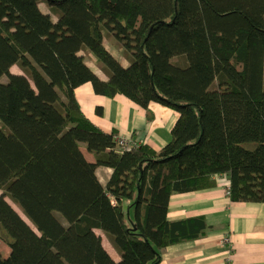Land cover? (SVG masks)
Returning a JSON list of instances; mask_svg holds the SVG:
<instances>
[{"label":"trees","instance_id":"obj_1","mask_svg":"<svg viewBox=\"0 0 264 264\" xmlns=\"http://www.w3.org/2000/svg\"><path fill=\"white\" fill-rule=\"evenodd\" d=\"M87 83L174 110L171 141L121 149ZM223 175L230 202L264 203V0H0V264H160L209 229L169 221L170 197Z\"/></svg>","mask_w":264,"mask_h":264},{"label":"crops","instance_id":"obj_2","mask_svg":"<svg viewBox=\"0 0 264 264\" xmlns=\"http://www.w3.org/2000/svg\"><path fill=\"white\" fill-rule=\"evenodd\" d=\"M75 95L84 116L105 133L114 131L132 144L148 145L155 151L172 139L178 114L167 106L151 103L145 110L121 95H96L90 83L78 87ZM83 155L88 162H95L87 151ZM111 175L110 168L96 171L104 186ZM228 186L229 180L223 175L216 178L211 189L170 197L169 221L201 217L209 229L201 239L165 248L160 264H226L227 259L232 264H264V203L230 202Z\"/></svg>","mask_w":264,"mask_h":264},{"label":"rangeland","instance_id":"obj_3","mask_svg":"<svg viewBox=\"0 0 264 264\" xmlns=\"http://www.w3.org/2000/svg\"><path fill=\"white\" fill-rule=\"evenodd\" d=\"M39 7L42 9V10H44V11H47L48 10V7H47V5L45 4V3H40L39 4ZM14 12H12V14H10L11 15V18H14ZM15 15H17V14H15ZM15 19V21L17 22V24L20 26H22V28H27L26 27V24H25V22H24V20L23 19H21V18H18V17H15L14 18ZM92 56V55H91ZM93 57V56H92ZM87 62L89 63V65L93 68V69H95V70H97V66L95 65V64H93L92 62H90L88 59H87ZM12 72H15L16 74H20V70H19V68L17 67V66H14V67H12ZM102 75V74H101ZM103 76V75H102ZM120 146V145H119ZM121 147V146H120ZM122 149V148H121ZM9 203H10V205L18 212H20V210L18 209V207L17 206H15L12 202H10L9 201ZM21 213V212H20ZM23 215V214H22ZM21 216V215H20ZM22 217V216H21ZM23 218V217H22ZM24 219V218H23ZM25 220V219H24ZM26 222H29L27 219H26ZM30 224V223H29ZM103 245L105 246V248L108 250V252L112 255V257H113V259L114 260H118V256H117V254L115 253V250L113 249V247L109 244V242L107 241V239L105 238V237H103ZM224 247V246H223ZM225 249V248H224ZM0 250L2 251V252H5L6 250H7V246H6V244L5 243H2L1 242V240H0ZM221 252H226V251H224L223 249L221 250ZM5 254V253H4ZM226 264H232V263H230L229 261H228V259H227V263Z\"/></svg>","mask_w":264,"mask_h":264},{"label":"built area","instance_id":"obj_4","mask_svg":"<svg viewBox=\"0 0 264 264\" xmlns=\"http://www.w3.org/2000/svg\"><path fill=\"white\" fill-rule=\"evenodd\" d=\"M118 145H120L121 146V148L122 149H124V150H129L132 146H134L135 144H132L130 141H128V140H125V139H123L122 137H118ZM227 195H228V190H227ZM225 242L226 243H229V239L228 238H226L225 239ZM225 246H227L228 244H225V243H223ZM228 247V246H227ZM229 248V247H228ZM230 249V248H229ZM231 250V252H232V249H230ZM231 263V262H230Z\"/></svg>","mask_w":264,"mask_h":264},{"label":"bare ground","instance_id":"obj_5","mask_svg":"<svg viewBox=\"0 0 264 264\" xmlns=\"http://www.w3.org/2000/svg\"><path fill=\"white\" fill-rule=\"evenodd\" d=\"M19 215H21L25 220L26 218L22 215V213H20L19 211L17 212Z\"/></svg>","mask_w":264,"mask_h":264},{"label":"water","instance_id":"obj_6","mask_svg":"<svg viewBox=\"0 0 264 264\" xmlns=\"http://www.w3.org/2000/svg\"><path fill=\"white\" fill-rule=\"evenodd\" d=\"M229 187V186H228ZM228 190V189H227Z\"/></svg>","mask_w":264,"mask_h":264}]
</instances>
